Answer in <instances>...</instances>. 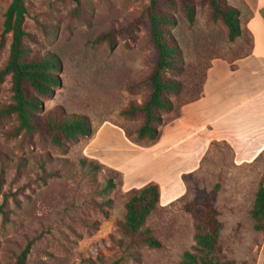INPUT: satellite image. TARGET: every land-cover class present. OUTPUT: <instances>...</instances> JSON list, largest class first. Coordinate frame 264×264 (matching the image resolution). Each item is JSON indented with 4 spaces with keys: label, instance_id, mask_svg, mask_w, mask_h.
Segmentation results:
<instances>
[{
    "label": "rangeland",
    "instance_id": "374dc122",
    "mask_svg": "<svg viewBox=\"0 0 264 264\" xmlns=\"http://www.w3.org/2000/svg\"><path fill=\"white\" fill-rule=\"evenodd\" d=\"M25 1L26 30L35 39L27 42L31 53L55 52L62 63L60 85L44 100L43 111L59 105L67 113L87 116L95 140L84 152L92 136L63 147L38 134L32 139L6 138L2 131L16 120L11 117L0 122V264H14L27 243L30 248L24 264H179L182 253L193 244L194 233L192 216L183 205L209 193L217 181L220 187L214 208L222 224L221 252L234 264H264V234L252 228L249 214L258 182L264 180V152L254 161L236 163L227 145L212 146L200 168L186 178L184 195L148 216L146 225L160 247L133 246L118 229L130 190L123 189L122 176L116 171L104 165L94 170L87 154L121 169L137 160L125 159L126 150L107 126L120 125L132 132L143 119L142 113L133 118L121 116L120 110L130 102L142 104L150 92L148 77L156 53L145 13L148 0H80V10L88 15L90 26L70 15L76 5L71 0ZM227 1L240 10L243 28L249 8L244 0ZM262 1L248 0L256 7ZM9 2L0 0V33ZM194 4L191 25L180 4L174 10L177 23L171 33L182 52L183 71L167 73L181 82V90L169 95L173 110L162 113L164 122L177 114L182 102L200 95L214 56L233 59L251 46L246 32L228 41L226 26L211 19L209 6L200 0ZM261 13L264 16V7ZM112 29L121 31L112 50L105 43H92L96 35ZM9 41L7 35L0 50V69ZM11 96L10 77H0V108ZM83 158L86 160L81 162ZM180 169L178 163L157 162V170L149 164L129 178L139 175L143 180L157 173L164 202L167 191L174 195L170 184Z\"/></svg>",
    "mask_w": 264,
    "mask_h": 264
},
{
    "label": "trees",
    "instance_id": "16d2710c",
    "mask_svg": "<svg viewBox=\"0 0 264 264\" xmlns=\"http://www.w3.org/2000/svg\"><path fill=\"white\" fill-rule=\"evenodd\" d=\"M71 1L76 5L70 11V15L90 26L88 15L80 10V0ZM179 1L180 3L177 0H148L145 7L149 37L156 53L148 77L150 92L142 104L136 105L130 102L120 110L121 116L129 118L142 113L141 123L132 132L125 131V135L143 145L154 143L159 139L158 127L165 123L161 115L173 110L169 95H177L181 90V82L167 75V73L180 74L183 71L182 52L171 29L177 23L174 10L178 4L187 22L190 25L193 24L195 0ZM200 1L209 6L212 20H220L226 26L228 41H233L242 35L238 8L229 4L227 0ZM27 16L25 0H10L3 15L0 50L4 46L7 35L10 41L5 63L0 69V77H10L12 96L11 101L0 108V122L14 117L16 124L9 129H4L2 134L6 138H15L20 135L28 139L38 134L46 137L57 147H63L66 143L77 141L79 138L89 139L93 135V129L87 116L67 113L59 105L43 111L44 100L52 97L55 88L60 85L58 73L61 71L62 63L55 52L31 53L27 42L35 41V39L26 30ZM119 33L121 31L118 29L100 33L92 39V43H105L112 50L116 45V35ZM216 144L217 142L211 143L209 150ZM85 160L86 158H83L81 162ZM90 161L94 170L99 169L100 163ZM191 174L193 173L183 174L182 180L185 182ZM219 187L220 183L217 181L209 193L184 203L183 210L192 216L194 233L193 244L182 253L179 264H234L233 260L224 256L219 244L222 224L218 221L214 208ZM159 197V185L155 182H149L138 189L129 191V196L124 202L123 218L117 222V226L133 246L160 247L159 240L146 225L148 216L159 207ZM249 214L252 228L264 234L263 179L258 182ZM29 248L30 243H27L16 256L14 264L25 263Z\"/></svg>",
    "mask_w": 264,
    "mask_h": 264
},
{
    "label": "crops",
    "instance_id": "0c3cea01",
    "mask_svg": "<svg viewBox=\"0 0 264 264\" xmlns=\"http://www.w3.org/2000/svg\"><path fill=\"white\" fill-rule=\"evenodd\" d=\"M262 2L256 7L244 0L250 13L242 28L243 33L251 37L247 53L233 59L214 56L206 69L200 95L182 102L177 114L159 126L160 137L156 142L143 145L129 139L120 125L107 126L126 150L125 159L137 158L131 167L121 169L97 155L87 154V157L121 174V184L126 191L149 182L157 183L159 207L168 206L184 195L186 185L182 175L195 173L200 168L211 143H226L236 163L251 162L259 157L264 152V16L261 13L264 0ZM94 140V136L89 139L84 152ZM157 162L178 163L181 167L174 183L170 184L174 195L167 191L164 202V188L157 173L143 180L139 175L129 178L149 164L157 170Z\"/></svg>",
    "mask_w": 264,
    "mask_h": 264
}]
</instances>
